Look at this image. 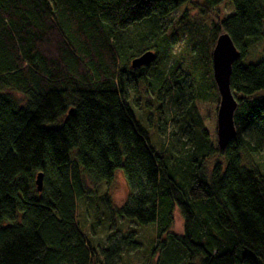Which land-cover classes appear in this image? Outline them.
I'll list each match as a JSON object with an SVG mask.
<instances>
[{
	"label": "trees",
	"instance_id": "16d2710c",
	"mask_svg": "<svg viewBox=\"0 0 264 264\" xmlns=\"http://www.w3.org/2000/svg\"><path fill=\"white\" fill-rule=\"evenodd\" d=\"M185 1L197 5L0 0V264H118L136 251L140 243L131 235L96 246L92 226L81 225L79 204L96 199L93 188L101 184L105 192L97 200L113 219L152 226L146 262L156 255L154 264H264V173L258 163H244L245 156L264 154V58L238 62L264 41V0H202L207 11L229 1L234 12L214 14L210 29L196 30L184 70L178 64L148 77V66L132 68L145 52L154 54V64V51L172 43L177 23L168 29L171 38L160 20ZM141 23L145 32L134 46L119 44L120 33ZM221 33L239 53L230 75L236 134L223 151L218 100L209 93H217L211 51ZM198 43L205 55L197 53ZM141 81L160 98V109L167 104L173 111L170 121L184 135L179 145H152L129 103L131 84ZM181 90L188 93L184 101ZM117 170L127 185L121 207L108 195ZM175 210L181 235L171 232Z\"/></svg>",
	"mask_w": 264,
	"mask_h": 264
},
{
	"label": "rangeland",
	"instance_id": "374dc122",
	"mask_svg": "<svg viewBox=\"0 0 264 264\" xmlns=\"http://www.w3.org/2000/svg\"><path fill=\"white\" fill-rule=\"evenodd\" d=\"M197 5L192 4L190 1H185L184 4L176 9L167 19L160 20V31L167 37H174L172 29L170 33L168 29L174 24L176 25L177 34L172 42L164 49H156V59L154 64L148 65L145 75L150 77L154 73L162 71L166 75L170 68L180 64V70H184L188 64V50L191 48V41H194L196 30H208L211 28L214 22V14L216 18L222 19L230 16L234 12L233 5L229 1L222 2L218 8L207 11L206 9L199 6L202 0H196ZM183 17V18H181ZM181 18V20H180ZM145 32L144 25L138 24L130 29L120 33L119 44L125 47L134 46L136 43L137 35ZM167 44V43H166ZM203 43H198L199 48L197 53L201 52L205 55V48L202 46ZM196 45V46H198ZM264 47V41L258 42L257 44L250 47L247 55L240 59L238 62L240 65L254 64L264 58L262 53ZM213 49V48H212ZM208 52V51H207ZM134 53V48L129 49V54ZM202 55V56H203ZM195 62L199 64L201 61L200 55L193 58ZM185 82H189V77H184ZM131 90L129 93V103L133 108V112L136 118L146 127L152 145L158 148L160 143H167L168 141L172 144L179 145V142L184 135L180 132L177 125L172 124L170 121L172 110L169 105L166 104L160 109V98L152 91L151 86L146 83L138 82L137 85L131 84ZM213 95L211 98L219 100L218 94L209 92ZM15 101L18 104H23V98L17 93H12ZM182 100L187 98V90L180 91ZM168 101V97L166 96ZM170 104V103H169ZM165 114H164V113ZM217 159V156L212 157L208 161V166L212 165ZM245 165H255L264 173V154L245 156ZM105 185L101 184L93 188L96 195V199L88 198L82 200L79 204V220L81 225L87 229L92 226L91 232L89 233L91 241L94 245L105 247L106 239L112 237L113 241H118L122 236L131 235L132 238L140 243L136 251L125 253L118 264H154L157 257L155 255L151 261L146 262L147 252L154 246V232L152 226H142L138 228L135 224L120 219H113L110 216V211L102 199L97 200V196L102 197L105 192ZM108 195L111 205L121 207L127 196V185L122 170H117L114 174L112 182L108 185ZM133 232V234L131 233ZM171 232L176 235L182 233V219L177 210L173 212V225Z\"/></svg>",
	"mask_w": 264,
	"mask_h": 264
},
{
	"label": "water",
	"instance_id": "95a60500",
	"mask_svg": "<svg viewBox=\"0 0 264 264\" xmlns=\"http://www.w3.org/2000/svg\"><path fill=\"white\" fill-rule=\"evenodd\" d=\"M154 58L153 53L145 52L131 61V67L148 66ZM238 58L239 53L235 49L229 35L227 33L219 34L211 51L212 79L219 96L216 114V137L219 151L225 150L236 134L233 115L237 108V103L230 89V75L232 65ZM35 183L40 191L42 187L41 174L37 175Z\"/></svg>",
	"mask_w": 264,
	"mask_h": 264
}]
</instances>
